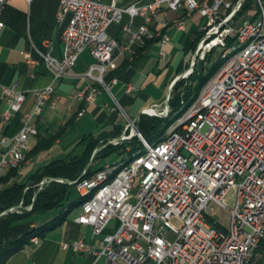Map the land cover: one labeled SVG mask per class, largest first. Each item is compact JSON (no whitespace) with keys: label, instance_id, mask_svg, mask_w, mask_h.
I'll return each instance as SVG.
<instances>
[{"label":"built area","instance_id":"built-area-1","mask_svg":"<svg viewBox=\"0 0 264 264\" xmlns=\"http://www.w3.org/2000/svg\"><path fill=\"white\" fill-rule=\"evenodd\" d=\"M10 2L0 0V18ZM60 2L57 20L62 26V58L34 46L35 50L58 80L89 49L96 63L87 75L111 92L105 75L117 67L114 53L119 45L109 36V26L120 22L124 14L142 16L146 24L131 31L130 41L145 43L154 36L147 23L163 8L184 10L189 16L196 0H152L128 7L103 0ZM242 4L239 0H206V8L199 13L205 23L197 59L204 60L217 47L221 52L231 50L247 35H256V42L242 55L232 57L203 86L202 98L188 115L178 119L164 146L130 166L104 194L81 206L75 221L90 226L94 236L102 235L99 248L79 239L63 242L64 249L104 256L106 264H259L264 260L260 252L264 243V24L251 19L236 26L233 19L225 23ZM260 7L264 10L262 0ZM175 26L184 31L185 21L176 20ZM228 38L233 41L228 43ZM167 40L166 35L161 42ZM0 90L8 101L3 116L9 121L22 112L26 93L16 85H0ZM128 90H133L132 85ZM53 93L52 84L33 91L32 110L22 112L20 131L11 138L8 150L0 153V176L18 170L25 161L29 138L38 133L33 119ZM85 94H92V102L95 100L92 87L77 92L74 98L79 100ZM136 123L128 120L131 136L147 141ZM110 167L76 181V191H86ZM230 200L232 214L225 228L216 218V209H227ZM111 222H115L114 230L105 233Z\"/></svg>","mask_w":264,"mask_h":264},{"label":"crops","instance_id":"crops-1","mask_svg":"<svg viewBox=\"0 0 264 264\" xmlns=\"http://www.w3.org/2000/svg\"><path fill=\"white\" fill-rule=\"evenodd\" d=\"M103 1L128 7L132 4L146 5L152 0ZM60 5V0H11L0 18L3 23L0 28V85H16L26 93L22 112L32 110L35 89L50 84L54 87V93L42 113L33 119L38 133L30 136L29 151L17 171L16 180L22 182L51 161L80 154L84 147L80 143L85 137H120L127 130V120H134L144 109L150 113L161 109L169 86L185 69L188 40L205 23L196 11L188 16L184 10L163 8L147 23L154 36L140 43L130 41L131 31L146 24L145 19L139 15L131 18L124 14L120 22L112 23L108 28L109 36L116 39L119 45L114 53L117 67L105 75V81L110 84L109 92L87 75L91 65L96 63L89 49L83 51L75 66L58 80H54L52 70L35 50L34 46L49 51L56 59L62 58V26L57 20ZM176 20L185 21L184 31L175 26ZM164 35L168 36L165 44L161 42ZM97 74L95 71L94 76ZM112 79H116L117 83H112ZM129 85L133 90H128ZM87 87L95 89V100L90 104L74 98L77 92ZM7 108V98L0 90V153L8 150L11 138L22 127V112L6 121L3 114ZM83 110L84 114L80 115ZM78 196L74 189L69 202ZM54 210H59V213ZM79 210L80 206L73 208L55 229L44 236H34L39 238V243L30 240L29 244L10 255L5 264H106L104 256L96 258L92 253L62 247L63 242L82 239L99 248L102 235L94 236L90 226L75 221ZM60 211L55 208L36 212L15 222L10 239L15 240L50 222L61 215ZM114 226L115 222H111L105 233L112 232Z\"/></svg>","mask_w":264,"mask_h":264},{"label":"trees","instance_id":"trees-1","mask_svg":"<svg viewBox=\"0 0 264 264\" xmlns=\"http://www.w3.org/2000/svg\"><path fill=\"white\" fill-rule=\"evenodd\" d=\"M253 6L254 0H245L231 23H235L246 16L248 10ZM257 14H259L258 9L255 16ZM251 20L254 21L255 18ZM203 35L204 31L200 30L195 33L192 39L188 40L186 54L196 50L197 43ZM227 41L231 43L233 40L228 38ZM216 53L219 52L213 49L206 55L204 60L199 61L200 65H197L198 67H196L193 75L187 79L179 80L174 85L172 93H176L171 100L173 108L167 117L150 116L147 114H142L140 116L136 126L148 142H150V140H153V142L157 141V139L159 140L170 124L180 117H173L175 113H181L182 115L186 108L195 101L205 82L224 62L220 57V53L219 55ZM180 89L181 91L177 92V90ZM113 138L109 135L85 137L80 143L81 146H84L80 154H72L67 158L49 162L38 169L25 182L16 180L18 174V170L16 169L9 170L0 176V213L20 203H22L23 206L0 218V264H5L10 255L29 244L32 237L44 236L47 232L55 229L73 208L81 205L83 198L80 195L75 198V200L69 202V200H71V193L74 189L76 190L75 184H71L70 182H76L81 179L80 177L93 151ZM139 147L140 142L137 137H134L132 140H126L117 145L107 146L98 153L94 162L96 159L106 156L113 151H117L122 155H127L129 159ZM94 162L82 178L91 176L99 169L94 166ZM50 178H61L67 181H52L41 186L42 181ZM40 187L41 190L39 191ZM38 191L39 193L36 199L33 200ZM29 206H31V209H28ZM55 208L61 210V215L57 218L26 232L15 240L10 239V231L15 222L25 219L32 213L48 211ZM260 252L264 254V243L260 248ZM259 264H264V260H261Z\"/></svg>","mask_w":264,"mask_h":264},{"label":"bare ground","instance_id":"bare-ground-1","mask_svg":"<svg viewBox=\"0 0 264 264\" xmlns=\"http://www.w3.org/2000/svg\"><path fill=\"white\" fill-rule=\"evenodd\" d=\"M255 1L257 3L259 13L258 24H264L263 7H260V0ZM204 8H206V0H196V2L192 5V13L195 11L201 13ZM162 40H166V35L163 36ZM255 42L256 35H247L245 38H242L239 44H237L235 47H232L231 50L221 52L220 57L222 60H224V62L216 71V73L206 82V84H209L213 78L217 77L220 74L221 69L225 67V65L229 62L232 57L242 55V53L246 52V50L249 49V47ZM200 98H202V90L199 93L198 97L195 99V101L186 108L183 114L170 124V126L167 128V130L159 140L157 139V141L154 142H140V147L144 149V152H141V148L139 147L131 158L127 159L125 162L111 165V167L107 169V172L99 176V178L95 181L94 184L89 185L86 191L80 193L79 195L83 198V202L81 203L80 208L86 203L93 201L98 196L104 194L105 190L110 188L115 182V180H117L122 173L127 171L130 166L136 164V162L142 161L143 158L150 156V154L154 150H157L160 146H164L165 139L171 133L172 127L177 124L178 119L188 115L191 112L194 104H197ZM79 99L84 100L86 103H92V94L80 95ZM21 164L22 163H19L18 169L20 168ZM38 240V237H32L31 239V241ZM251 264H258V262H251Z\"/></svg>","mask_w":264,"mask_h":264},{"label":"rangeland","instance_id":"rangeland-1","mask_svg":"<svg viewBox=\"0 0 264 264\" xmlns=\"http://www.w3.org/2000/svg\"><path fill=\"white\" fill-rule=\"evenodd\" d=\"M262 2L264 3V0H262ZM257 9H258L257 3L254 0V6L248 10L247 15L244 16L243 18L239 19L238 21H236L233 24L236 26V25H239L241 22H244V21H246L248 19H252V18H255V20H259V14H257L255 16V13H256ZM198 43H197V45H198ZM215 49L219 53H221V51H222V48L221 47H217ZM219 53H216V54L219 55ZM187 56H188L187 57V62H186L185 69H184L183 72H185L187 70H190V73H188L187 76L185 78H183V79H187L191 75H193L194 71L196 70V67H198L200 65V62L199 61H202V60H199V59H195V51L194 52H188L187 53ZM216 71L209 77V79L216 73ZM206 82H205V84H206ZM202 88H201V90H202ZM201 90H200V92H201ZM172 91H173V89H172ZM172 91H171V96H170V100H169V112H168L167 116L171 113V110L173 108V105H171V100H172V98H173V96H174V94L176 92L175 93H172ZM178 91H181V89L180 90H177V92ZM167 93H168V91H167ZM164 109H165V105H163V107L161 109L160 108L159 109L157 108L156 110H159L158 111L159 113H163L164 112ZM147 115H150V114H147ZM150 116H157V115H150ZM178 116H181V113H175V115L173 117H178ZM158 117H160V116H158ZM131 131H132L131 128H128L127 130H125V132H124L125 133V136H131ZM134 137H137V136L136 135L131 136L130 139H125L123 141L132 140ZM123 141H120V143L123 142ZM138 141H139V138H138ZM150 142H153V140H150ZM140 148H141V152H144V149L142 147H140ZM127 159H128L127 155H122V154L118 153L117 151H113V152H111L110 154H108L106 156H103V157H100V158L96 159V161L94 162V166L97 167V168H100V167H104L106 165L119 164L121 162H125ZM228 204L229 205H228V208L227 209H224V208H218V209H216V218H217L218 222L223 227H225V228H227L229 226V224H230V218H231L232 208H233V201L230 200ZM54 212H56L58 214L59 213V210H54ZM173 222L175 224L178 223L176 220H173ZM172 239H173V237H172Z\"/></svg>","mask_w":264,"mask_h":264},{"label":"water","instance_id":"water-1","mask_svg":"<svg viewBox=\"0 0 264 264\" xmlns=\"http://www.w3.org/2000/svg\"><path fill=\"white\" fill-rule=\"evenodd\" d=\"M243 1H244V0H239V5H241ZM238 11H239V8H238V7L235 8V9L231 12V14L229 15V17L225 20V23H227L228 21H230L231 19H233V18L235 17V15L238 13ZM200 49H201V43H200V41H199V43H198V45H197V47H196V50H195V59L198 58V55H199V51H200ZM188 73H190V70H187V71L181 73L178 77H176V78L174 79V81H173V82L171 83V85L169 86L168 93H167V96H166V99H165V102H164L165 109H164V112H163V113H159L158 110H156L155 108H154V109H155V112H154V113H150V112L148 111V109H144V110L141 111V112L139 113V115L133 120L134 123H136V122L138 121V119L140 118V116H141L142 114H150V115H157V116H160V117H166L167 114H168V112H169V100H170V96H171V91H172L174 85H175L179 80L185 78V77L187 76ZM137 131H138V130H137ZM138 132H139V131H138ZM123 138H125V133H123L120 137H117V138H114V139H112V140H109V141H107L106 143H104V144L100 145L99 147H97V148L93 151L92 156H91V158H90V160H89L87 166L85 167V169H84V171H83V173H82V175H81L80 178H82V177L84 176V174L86 173V171H87V170L90 168V166L93 164V162H94L96 156L98 155V153H99L100 151H102V150H103L104 148H106L107 146H110V145H117V144H118ZM52 181L65 182V181H67V180H65V179H61V178H58V179H56V178L45 179L44 181L41 182V186L44 185L45 183H49V182H52ZM70 183H71V184H75V182H70ZM40 190H41V187H40L39 191H40ZM39 191L36 193V195L34 196V199H33V200L36 199V197H37ZM22 207H23V206H22V203H20V204L14 206V207H12V208L6 209L5 211H3V212L0 213V218H1L2 216H4V215L8 214L9 212H12V211L15 210V209H20V208H22ZM28 209H31V206H29Z\"/></svg>","mask_w":264,"mask_h":264}]
</instances>
